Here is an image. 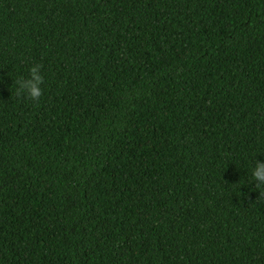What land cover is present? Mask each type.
<instances>
[{"label": "trees", "instance_id": "1", "mask_svg": "<svg viewBox=\"0 0 264 264\" xmlns=\"http://www.w3.org/2000/svg\"><path fill=\"white\" fill-rule=\"evenodd\" d=\"M256 160L264 0H0V264H264Z\"/></svg>", "mask_w": 264, "mask_h": 264}, {"label": "clouds", "instance_id": "2", "mask_svg": "<svg viewBox=\"0 0 264 264\" xmlns=\"http://www.w3.org/2000/svg\"><path fill=\"white\" fill-rule=\"evenodd\" d=\"M42 65H34L30 68V77L27 79L20 78L15 83L18 85L16 95H27L28 99L36 102L43 95L41 85L44 82V77L41 75ZM256 188H261L264 185V162L256 160L255 167L252 172ZM264 198V191H260V198Z\"/></svg>", "mask_w": 264, "mask_h": 264}]
</instances>
